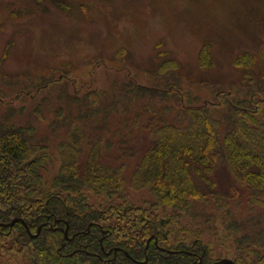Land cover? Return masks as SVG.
I'll use <instances>...</instances> for the list:
<instances>
[{
	"label": "trees",
	"instance_id": "obj_1",
	"mask_svg": "<svg viewBox=\"0 0 264 264\" xmlns=\"http://www.w3.org/2000/svg\"><path fill=\"white\" fill-rule=\"evenodd\" d=\"M242 61L252 64L255 58L237 57L235 63ZM202 63L210 66V61ZM51 82L41 78L28 93L10 99L0 94V264H17L19 256L25 257L24 264H215L224 259L264 264L261 218L236 238V254L217 258L213 247L227 245L242 226H227L228 235L220 238L212 223L222 219L198 211L210 197L227 208L240 187L252 205L264 208V114L257 118L239 112L232 104L237 93L225 89L215 109L195 107V100L187 99L177 113L152 105L133 113L136 99L157 91L131 83L119 99L107 102L106 95L102 100L93 93L79 98L69 94L67 83ZM254 87L242 92L243 102H249ZM52 89L57 90L53 96ZM258 89L264 91V84ZM49 98L56 103L46 105ZM29 104L36 119L43 118L44 106L54 115L50 134L55 144L59 139L60 166L52 179L45 177L53 161L50 137L39 133L34 117L21 121ZM111 117L121 118L112 132ZM98 119L92 130L90 124ZM111 139L119 140L122 156L106 162L105 152L115 144ZM133 160L138 162L130 187L152 197L144 206L125 189L127 163ZM220 172L228 176L227 184L218 181ZM14 220L25 226L9 227Z\"/></svg>",
	"mask_w": 264,
	"mask_h": 264
},
{
	"label": "rangeland",
	"instance_id": "obj_2",
	"mask_svg": "<svg viewBox=\"0 0 264 264\" xmlns=\"http://www.w3.org/2000/svg\"><path fill=\"white\" fill-rule=\"evenodd\" d=\"M237 57H254L255 61L237 65ZM203 61H210V66ZM41 78L67 83L69 94L79 98L93 93L102 100L106 95L107 102L115 96L119 99L122 88L131 83L157 91L136 99L138 109L133 113L143 105L157 110L169 107L177 113L187 99L195 100V107L209 104L215 109L221 104V90L228 94L231 90L237 93L232 103L236 110L260 118L264 114V91L258 89L264 84V0H0V94L10 99L28 93L27 88L32 89ZM247 86H255V92L249 102H243ZM160 91L167 93L160 95ZM53 92L57 90L50 91L52 96ZM50 98L46 105L56 103ZM44 107L39 120L27 105L21 121L25 124L34 117L39 133L50 137L53 161L45 177L52 179L60 166L59 139L55 144L50 134L54 115ZM220 109L228 111L224 106ZM120 121L109 119L110 132L118 129ZM98 124L99 119L90 128ZM91 129L85 130L87 135ZM114 143L105 152L106 162L122 156L119 140ZM137 162L127 163L125 189L129 198L144 206L151 194L135 191L129 183ZM217 177L224 184L229 180L222 172ZM240 190L239 197L227 200L225 209L212 197L198 209L202 215L222 219L212 223L220 230V238L228 235L227 226L235 222L242 226L227 245L213 247L214 257L236 254V238L256 226L255 219L264 221V208L252 205ZM159 214L164 217L162 211ZM19 258L17 264H24L25 257Z\"/></svg>",
	"mask_w": 264,
	"mask_h": 264
},
{
	"label": "water",
	"instance_id": "obj_3",
	"mask_svg": "<svg viewBox=\"0 0 264 264\" xmlns=\"http://www.w3.org/2000/svg\"><path fill=\"white\" fill-rule=\"evenodd\" d=\"M19 222L22 223V224L25 226V224L23 223L22 220H14V221H12V223H10L8 226H9V227H13L14 224L19 223ZM26 227H27V226H26ZM40 230H41V229L38 230V232H37L38 234H39ZM27 231H28L29 234H31V233H30V230H29L28 228H27ZM38 234H37V235H38ZM37 235L32 236V237H36ZM65 239L68 240V234H67L66 231H65ZM143 264H146V263H143ZM215 264H234V263H233L232 261H230V260L224 259V260H221V261L216 262Z\"/></svg>",
	"mask_w": 264,
	"mask_h": 264
}]
</instances>
